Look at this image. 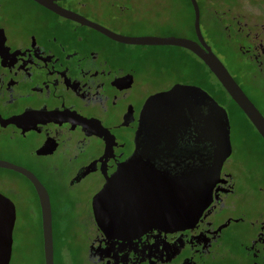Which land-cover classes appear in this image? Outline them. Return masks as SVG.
Segmentation results:
<instances>
[{
  "label": "flooded vegetation",
  "instance_id": "1",
  "mask_svg": "<svg viewBox=\"0 0 264 264\" xmlns=\"http://www.w3.org/2000/svg\"><path fill=\"white\" fill-rule=\"evenodd\" d=\"M55 3L66 14L35 0H0V161L5 164L0 165V194L13 203L15 218L20 201H26L19 184L29 192L28 211L39 219L42 264L38 197L31 180L9 165L30 172L47 193L52 264H264V139L217 80L219 97L195 81L196 58L205 64L190 50L185 60L176 45L165 53L163 46L170 44L123 42L95 28L96 23L127 36L197 41L189 1L187 35L127 23L130 7L113 0ZM204 3L207 9L210 2ZM224 4L226 21L214 18L237 51L236 71L211 51L264 117V0ZM198 25L200 30L199 8ZM174 83L200 86L227 115L219 99L232 101L254 128L256 143L238 155L229 131L230 150L210 199L184 224L138 218L155 214L138 202L134 207L129 202L127 211L135 217L125 221L115 217L112 204L106 209L99 201L94 210V194L133 151L144 100ZM171 158L150 154L145 163L163 168L183 162L184 156ZM158 173L149 170L143 177L153 182ZM139 191L148 196L145 185L130 186L129 195ZM106 211L114 217H101Z\"/></svg>",
  "mask_w": 264,
  "mask_h": 264
},
{
  "label": "water",
  "instance_id": "2",
  "mask_svg": "<svg viewBox=\"0 0 264 264\" xmlns=\"http://www.w3.org/2000/svg\"><path fill=\"white\" fill-rule=\"evenodd\" d=\"M59 13L66 11L55 0H35ZM193 11V28L197 41L183 36H127L109 31L95 23V28L123 42L139 44H170L193 52L213 74L233 102L264 139V117L243 93L218 57L204 42L198 25L196 0H188ZM135 145L130 156L107 177L92 198L93 209L101 201L108 209L112 204L115 217L125 221L130 217L128 204L138 202L142 208L153 207L155 214L136 215L142 219H158L160 224H184L192 220L210 199V188L217 178L223 159L230 150L229 120L223 106L197 85L174 83L169 88L150 94L144 100L136 127ZM195 153V155L193 153ZM192 153V159L186 155ZM183 158L176 165L156 168L147 165L146 155ZM186 156V157H185ZM3 162L0 161V165ZM7 164V163H6ZM9 165V164H7ZM39 202L43 264H52L50 211L43 185L27 170ZM158 171L159 180L145 181L146 171ZM156 177V174L153 175ZM132 179V180H130ZM148 187L147 195H129V188ZM131 192V191H130ZM148 199V200H145ZM152 202V203H151ZM151 203V205H150ZM154 205V206H153ZM107 206V207H106ZM130 208V205H129ZM113 209V208H112ZM110 210V209H109ZM106 211L101 217H114ZM99 215H95L98 219ZM14 221L13 203L0 194V264H9L11 229ZM123 223V222H122Z\"/></svg>",
  "mask_w": 264,
  "mask_h": 264
},
{
  "label": "rangeland",
  "instance_id": "3",
  "mask_svg": "<svg viewBox=\"0 0 264 264\" xmlns=\"http://www.w3.org/2000/svg\"><path fill=\"white\" fill-rule=\"evenodd\" d=\"M95 1L102 2L106 0ZM113 1L117 5L130 7L126 18L127 23H136L138 27H142L150 32L172 30L178 35L188 34L191 12L187 0ZM234 1L236 0H196L200 10V30L206 37L211 50L224 61L232 72L236 71L238 54L231 39L222 35L223 31L219 29L221 24L218 21L225 22L228 17L225 16L226 13L222 12L225 6L224 3H234ZM204 2H210L207 4V9H205ZM216 16L221 17L222 20L218 18V21L215 20L214 17ZM171 47L175 46H163L162 49L166 53ZM176 48L179 49L181 55L187 60L186 52L188 53V50L178 46ZM194 67L195 81L207 84L208 88L218 96L219 93L216 91L218 82L213 74L197 58ZM219 100L224 104L229 113L230 138L236 154L239 155L241 151H247L248 147L254 146L256 143L252 133L254 132V128L232 101L223 97H220ZM19 186L23 194L21 198L26 201H20L19 209L21 211L14 218L9 264H42L39 245V219L38 216L28 211L30 206H32L29 192L22 184H19Z\"/></svg>",
  "mask_w": 264,
  "mask_h": 264
},
{
  "label": "trees",
  "instance_id": "4",
  "mask_svg": "<svg viewBox=\"0 0 264 264\" xmlns=\"http://www.w3.org/2000/svg\"><path fill=\"white\" fill-rule=\"evenodd\" d=\"M188 1V0H187ZM208 70V69H207Z\"/></svg>",
  "mask_w": 264,
  "mask_h": 264
}]
</instances>
